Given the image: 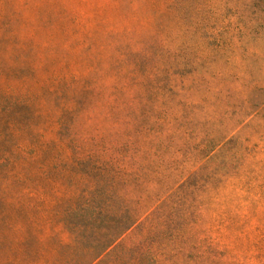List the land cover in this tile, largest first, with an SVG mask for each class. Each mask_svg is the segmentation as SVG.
I'll use <instances>...</instances> for the list:
<instances>
[{
  "label": "rangeland",
  "instance_id": "rangeland-1",
  "mask_svg": "<svg viewBox=\"0 0 264 264\" xmlns=\"http://www.w3.org/2000/svg\"><path fill=\"white\" fill-rule=\"evenodd\" d=\"M0 95L34 109L0 116V264L86 253L68 206L154 203L121 244L264 264V0H0Z\"/></svg>",
  "mask_w": 264,
  "mask_h": 264
},
{
  "label": "trees",
  "instance_id": "trees-1",
  "mask_svg": "<svg viewBox=\"0 0 264 264\" xmlns=\"http://www.w3.org/2000/svg\"><path fill=\"white\" fill-rule=\"evenodd\" d=\"M7 98L8 97L0 95V101H2L1 103L2 104L4 103L5 107H7V109H5V114H1L0 116L5 115L6 117H8V119L11 122L18 125L21 124V122H23L21 119H19V115L22 112L23 114L26 113L34 114V109L29 107V102L25 101V99L22 98L7 99ZM61 124L64 125L62 121ZM25 126L30 127V124L25 123ZM6 128H11V124L10 123L5 124L0 122V133L3 134V131ZM66 147L68 149L74 148L72 145H66ZM1 149L2 148L0 142V156L3 153V150ZM75 153L77 154L76 150ZM112 185H115V183L111 181L109 187L113 188ZM163 202L164 201L162 200L159 204ZM157 207L158 205L154 203V205L150 206L149 209L144 212H140L135 208L133 209L125 208L122 210L121 216L118 217L111 215L114 214V212L110 209L108 210L110 214L108 213V216H105V214L107 213L105 209L101 210L97 208H90L85 204L80 206L75 205V206L66 207L64 211V215L57 216V221L61 222L58 219L59 218L61 219L62 217H72L74 215L81 217L82 219H84V221L76 222L75 224L68 222V220L65 219V222L63 223V227L65 229L66 227L72 228L74 230L73 233L83 232L82 230L91 233L94 243L92 242L91 245H88V249H86L87 250L86 253L84 252L83 254H81L79 257H77L75 260H72L71 262L69 261L67 263L66 260L64 261V263L67 264H160L159 259L154 254V251L152 249L147 247L143 249L140 245L135 243L130 244V246H124L123 244H121V240L123 236L131 229L135 227H139L140 224L143 223V221H146V219H148L151 216L150 213H148V211L151 210L152 212ZM165 207L168 206L165 205ZM101 216L105 217L106 219L101 223H98L97 221ZM152 232L153 231L149 229L145 231L143 234L150 235V233ZM175 239L180 240V242L182 243V239L178 238L177 235L175 236ZM127 251H131L132 254L130 255V259L125 260V255Z\"/></svg>",
  "mask_w": 264,
  "mask_h": 264
}]
</instances>
